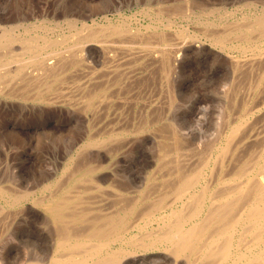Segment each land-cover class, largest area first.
<instances>
[{
    "label": "bare ground",
    "instance_id": "obj_1",
    "mask_svg": "<svg viewBox=\"0 0 264 264\" xmlns=\"http://www.w3.org/2000/svg\"><path fill=\"white\" fill-rule=\"evenodd\" d=\"M215 5L204 0L198 2L203 13L216 10ZM178 9L159 13L175 15L180 12ZM227 21L230 22L210 21L213 27L225 25L220 30L204 31L209 52L223 63L213 71L215 80L221 76L214 90L191 91L193 96L185 98V106L173 112L175 106L180 107L181 99L176 100L182 93L177 96L181 88L177 91L178 85L169 83V79L172 80V73L180 66L182 56L166 50L172 39L165 30L146 33L138 28L133 31L128 24L94 21L87 31L74 25L69 32L56 35L50 26L19 30V25L6 24L0 19V106L3 108L11 104H19L14 108L21 104L58 106L61 114L82 120L99 111L110 114L113 109L124 116L130 97L125 98L126 94L124 99L108 106L106 87L101 88L97 76L92 74L99 68L93 69L89 77L88 66L93 65H87L89 61L101 62L103 68L97 74L103 72L98 75L103 79L106 75L112 78L124 65L138 61L162 70L169 81L168 110L157 104L159 101L149 103L147 112H143L146 120L134 128L137 134L156 132L161 149L160 160H156L159 171L155 169L161 172L159 181L150 179L153 184L148 182L136 195L117 192L118 197L109 208H102L99 202L103 187L94 175L105 169L101 162L87 170L80 164L73 170L67 166L58 181L44 185L47 193L43 191L41 196L14 185L0 184V216L6 209L32 201L44 209V218L51 224L46 227L52 229V255L46 260L39 255L31 256L21 264H264V8ZM193 36L187 29L176 34L180 39ZM115 37L120 38L119 42L127 40L129 45L137 40L149 53L134 55L136 51H132V56L124 53L126 58L122 54L124 59L117 60L110 53L109 44ZM153 43H158L162 51L153 52L156 48ZM81 66L89 68L88 73L84 70L86 80L80 83V77V84L69 86L68 83L75 82L71 72L74 75L73 71H80ZM124 76L134 84L135 74ZM249 76L253 79L248 85L250 90L247 89L246 96L241 94L240 101L235 88L239 80ZM126 88L121 92L129 93V89L124 91ZM167 113L169 118L170 114L173 116L164 124L162 114ZM119 136L120 133L94 135L85 145L101 147ZM193 144L202 147L190 154L187 150ZM124 186L119 190L126 192ZM11 226V221L5 224L4 233H12ZM1 250L0 264H13L10 256L7 259Z\"/></svg>",
    "mask_w": 264,
    "mask_h": 264
},
{
    "label": "rangeland",
    "instance_id": "obj_2",
    "mask_svg": "<svg viewBox=\"0 0 264 264\" xmlns=\"http://www.w3.org/2000/svg\"><path fill=\"white\" fill-rule=\"evenodd\" d=\"M199 1L203 0H0V19L6 24L19 25V30L34 28L36 26L38 29H42V26H50L56 35H61L69 32L74 25L87 31L90 25H93L95 22L100 24H107L109 22L120 25L128 24L132 27L133 31L137 28L146 33L165 30L167 35L171 36L172 39L166 50H173L179 57L182 56L181 60H179L180 66L172 73V80L169 79L171 82L165 80L162 70L160 71V69L150 66L149 63L144 62L145 65L144 63L141 64V62L136 61L138 64L134 62L124 65L120 69L121 72L118 71L117 74L112 75V78H110L111 75L104 76L105 80L108 78L104 83L103 76H98L103 74V72L97 74L98 70L100 72L102 71L101 69L103 67L101 62L89 61L87 63V65H94L88 66L90 68V71H88L89 77L92 74L94 77L97 76L96 80H98V85L101 88L106 87L104 95L108 94V96L105 95L108 97L106 100L108 106L118 101V99H124L126 94L125 98L128 99L130 97V100L132 99V102L129 100L130 107H128L130 110L127 107L126 111L128 110V112H125L122 117L119 115V111L115 109L110 114L99 111L98 113H94V116L90 114L85 120H82L81 118H69L68 115L61 114L59 111L60 107L58 106L43 107L42 105L21 104L22 106L20 105L18 108H14L19 104L12 105L11 103H9L11 105H6L7 108L0 106V184L9 187L10 185H14L17 189L33 191L37 196H41L43 191L47 193L43 188L44 185L58 181L61 175L64 174L67 166L68 170H73L77 164H80L84 170H87V168L97 166L101 162L102 167L105 166V169L94 172V175L96 176L95 178L98 176V181L103 187L100 193L102 192L104 197L99 196L101 197L99 202L102 203V208H109L118 197L117 192L125 194L129 192V195H136L142 189L144 190L146 188L147 184H149L148 182H150V185L153 184L151 183L153 180L150 179L155 178L154 180L156 182L159 181L161 172H157L155 169L158 168L156 167V160H160L158 158H160L161 149L159 150L160 147L156 132L153 130L137 134L134 132V128L140 122L146 120V117L143 120V116L152 102L156 103L159 101L157 104L159 103L166 110L168 107V97L170 96L167 88L168 82L171 84L172 82H176L175 84L178 85L177 91H179V88L182 89L177 93V96H180L181 93L183 95L181 94L182 97L180 98L177 97L176 102L180 99H183L182 102H185L178 101L181 108L178 107L179 105L177 107L175 106L173 112H175L176 108L178 110L182 109V106L186 104L188 96L190 94L193 96V92L197 93L198 91H204L206 89V91L214 90L216 81L221 76L215 80L213 71L216 68L220 69L223 66L220 64L223 63L212 52H209V43L205 40L204 31L206 29L220 30L224 27V23L230 22L227 20H236L243 15L264 8V0H256L258 3H252L254 0H204L208 1L210 5H213V3L217 4L215 5L217 9L203 13L198 6ZM159 7L162 9L158 10ZM172 8H179L180 10L178 9V11L180 12L175 15L159 13L160 11L171 12ZM210 21L224 23L213 27L209 24ZM182 29H187L194 36L183 39L177 38V32ZM119 41L120 38L116 39L115 37L109 43L111 44L110 53L115 54L117 60H123L126 58L125 54L128 53V56L132 51L133 53L136 51L134 55L139 52H143V54L147 53L148 49L144 48L139 41V43H136L137 40L133 42L136 45L133 43L129 45L126 42L127 40ZM153 45H156V48H153V52L162 51V47L158 46V43H153ZM143 48L146 49V52L145 50L143 51ZM122 54L125 55L124 58H122ZM235 54H238V52H235ZM88 67L81 66L80 71L77 69L75 72L73 71L74 75L71 72V75H69L75 82H70L68 85L75 87L83 83L86 80L85 76L88 73L86 71L89 70ZM93 69L97 70L91 74L90 72ZM84 70L87 73L84 74ZM177 70L178 74L175 73ZM131 74H135V78H133L135 79L134 84L129 81L130 79H127V82L126 77H123V75ZM121 75L122 78H120ZM78 78H80V83H78ZM116 79H119V81L116 82ZM71 80L69 79V81ZM163 80L166 81V84ZM177 80L180 81L177 82ZM252 80L251 76L249 78L243 77L237 83L238 86L235 84L236 93L239 94L238 98L240 101L242 93L244 94H242L243 96L248 94L246 92L247 89L250 90L249 87L251 86L248 85L252 84ZM121 82L123 84L126 82L129 83L128 85L133 87V89L128 85L126 86V84L123 85ZM183 83L187 85L184 86L186 87L185 91ZM125 87H128L129 90L126 88L124 91L127 92L128 90L129 93L121 92L123 90L122 88ZM241 90L245 91L241 92ZM188 91L189 93L187 94ZM167 93L169 94L168 96ZM109 97L113 99L111 100ZM157 98L162 99L157 100ZM132 103L133 108H131ZM139 104H143L144 107ZM103 105H106V103ZM174 105H177V103ZM141 107L143 110H141ZM177 115L174 113L175 118H179ZM171 116L173 115L170 114L169 118L168 113L166 115L162 114V117H165V123H163L167 124L172 118ZM89 117L92 118H90L91 121ZM157 127L160 126L157 125ZM110 133H120V136L101 147H88L85 145L94 135L95 137H99L101 134L104 136ZM195 144H193L191 149L187 150L188 153L192 154L200 150L202 146L198 147ZM107 150H111L113 154ZM189 161L192 163L191 160H187L186 162ZM157 170L159 171V169ZM110 176L118 179L115 180L112 177L110 178ZM149 176L151 177L149 178ZM116 182L121 185L120 187L123 185L127 186L128 188L124 186L126 192H123L124 189L122 190V188V191L119 190L120 187ZM113 183L117 186H113ZM9 187L7 188L9 189ZM11 187L13 188V186ZM21 206L6 209L2 213V217L0 216V219H3V221L2 219L0 220V234H2V236L0 235L1 252L5 256L7 255V259L10 256L9 260L13 264H21L22 261L29 259L31 256L33 258L35 255L41 256L44 260L49 259L53 252V238L50 235L52 229L50 230L49 227H46L51 224L48 221L49 219L45 220L47 217L44 218L46 216L44 209L32 201H27ZM11 212L13 216L9 215ZM15 212L16 215H14ZM4 215L9 216L5 218ZM9 221L12 223L10 228L12 233L8 234L4 233L5 228L2 229V227ZM46 221L47 223H45ZM47 228L50 231H47Z\"/></svg>",
    "mask_w": 264,
    "mask_h": 264
}]
</instances>
